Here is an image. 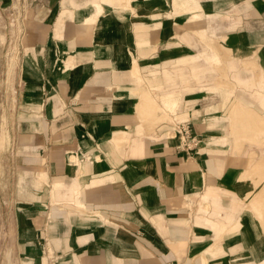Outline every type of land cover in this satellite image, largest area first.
Returning <instances> with one entry per match:
<instances>
[{
    "label": "crops",
    "instance_id": "0c3cea01",
    "mask_svg": "<svg viewBox=\"0 0 264 264\" xmlns=\"http://www.w3.org/2000/svg\"><path fill=\"white\" fill-rule=\"evenodd\" d=\"M121 1L0 0V56L11 48L17 57L14 80L4 66L16 104L6 116L14 155L6 168L16 180L15 191L0 190V238L9 246L0 264L261 263L264 228L246 204L252 200L264 215V183L248 193L255 168L264 174V154L253 170L246 155L219 147L179 149L176 139L155 131L164 117L155 96L172 107L180 99L177 78L200 80L209 64H225L222 79L252 91L264 106V0ZM231 2L243 9L236 35L230 19L215 22ZM207 16L228 36L229 45L217 44L223 58L209 38L196 53L180 52L184 25L201 39L213 36ZM154 51L158 62L147 63ZM135 57L151 77L160 75L157 94L144 88L139 101L124 69ZM239 58L254 66L252 77L239 74ZM219 86L227 97L233 92ZM230 112L238 129L232 152L262 143L264 118L240 115L236 103ZM17 176H28L30 192L22 193L24 178ZM7 198L14 200L8 209Z\"/></svg>",
    "mask_w": 264,
    "mask_h": 264
},
{
    "label": "rangeland",
    "instance_id": "374dc122",
    "mask_svg": "<svg viewBox=\"0 0 264 264\" xmlns=\"http://www.w3.org/2000/svg\"><path fill=\"white\" fill-rule=\"evenodd\" d=\"M56 2L57 0H50ZM121 3H124V0L121 1ZM198 9L200 7H197ZM133 10V9H131ZM187 11L188 9H184ZM243 9L238 7L237 3H230V12H226L225 14H218L215 18V22L222 21V18L224 19H230V24H228V29H230V32L234 35L239 32L240 28V18L242 16ZM167 16H171L173 19L174 17V11L173 12H167ZM209 20V26L213 28V36H207L204 39H201L197 32L194 31H186L188 27L186 25L183 26L182 29H179L182 34V40L180 39L179 44L182 45V49L180 52L182 53H196L199 49L203 48L205 46V40L207 38L210 39V43H213L214 48L217 52H219L223 58L224 50L220 48V45L218 46V42H222L224 46H227V37L224 36V33L220 30L221 25L217 23H211L210 19L207 16ZM202 24V23H201ZM204 24V22H203ZM242 27V26H241ZM8 28V27H7ZM167 29V26H165ZM199 30V29H197ZM190 33L192 38L191 40H185V34ZM228 33V32H227ZM179 37V36H177ZM235 37V36H234ZM11 43V42H9ZM7 45H10L7 43ZM11 46V45H10ZM5 47L6 51L7 48ZM179 52V51H178ZM8 55L5 57L0 56V180L2 182V178H6V180H9L6 185L0 183V190L3 189V191H7L8 193L11 191V188L13 187V191L15 188V180H16V174L14 173V170L11 168H6V165L11 166L10 163L14 160V155L10 151V143L9 141H5V133H6V125L8 122V119H6V116L13 115V111H16V104L13 100V88L6 87L5 83V73H4V66L9 68V73H7V79L14 80L15 79V72L14 69L16 67L17 57L15 55V50H9L7 51ZM160 58V55H158L157 51H154L152 55H150L148 58H146L147 63H149V59L151 60L150 63H152L153 60H156L158 62ZM162 58V57H161ZM137 57L131 60V63L124 67L126 69L127 75L129 80L134 84V88L131 89V94L136 96L137 101H139V91L142 89H148L154 95L157 94L159 88L157 87L159 83V73L153 77H151L150 73L146 70L148 68H141L142 66V60H140ZM203 64V61H200ZM140 64V65H138ZM163 65L164 63L161 62ZM176 62H172V67L176 66ZM236 69L238 70L239 74L242 77L250 78L253 75L254 70L253 67L250 64H246L242 61L241 58L237 59L235 61ZM73 67L72 60H68L66 62V67ZM170 66V67H171ZM159 67V66H158ZM171 67V68H172ZM207 70L204 71L203 77H201L200 80L189 78L187 81L181 80V78H177L176 80V86H174V89L179 92L180 99H178L176 104L172 107H168L164 101H162L159 96H155L158 105L162 108V111L164 113V117L155 127V131L159 129V131H163L162 135L165 136V138L174 140H177V147L181 143V134L179 133L178 125L181 123H186L190 129V132L192 134H195V132H198V141L197 144L202 149V145H208V147H219V150L217 152H227L231 155H246V158L248 159V165L249 168L254 170L253 164L257 163V159L261 157L264 154V139L262 143L257 142H250L244 144V148H242L239 152H232L230 150V143L233 141V135H234V129L236 125L235 118L231 116V108L233 104H237L239 109L241 110L240 115H252L255 121H259L260 118H264V107L257 102V99L255 98V95L252 91L247 90L242 85H239L234 82H230L227 78L222 79L223 77L220 76L221 73L226 72L227 68L225 64L221 67H215V70L212 69L211 65L209 64L207 66ZM145 71H142V70ZM184 70L185 72L189 70V67L187 66ZM16 71V70H15ZM136 72V74H134ZM175 73H178L179 70L174 71ZM14 75V78H13ZM136 76V80L135 77ZM137 76L138 78L137 80ZM134 80V81H133ZM10 83V82H8ZM222 85L223 88H232L233 92L229 97H227L226 93L222 90L219 91L220 86ZM216 86V88L213 90V87ZM218 87V88H217ZM221 87V88H222ZM134 90H137L135 93ZM147 93V92H146ZM148 95V94H147ZM6 98V101L4 100ZM3 100L4 102H2ZM6 113V115H5ZM193 120L195 123L196 128L192 127V123L190 120ZM235 123V125H234ZM194 125V124H193ZM197 125L199 127H197ZM237 128V127H236ZM203 131V133H201ZM258 132V130H255ZM249 133L254 132V129H249ZM196 135V134H195ZM196 135V136H197ZM264 136V135H263ZM153 138H158V136H153ZM224 140V141H223ZM114 142V140H113ZM116 146V144H115ZM117 147V146H116ZM179 148V147H178ZM181 149V148H180ZM218 149V148H217ZM183 150V149H181ZM191 150V149H190ZM209 153H212L213 151L208 149ZM207 150V151H208ZM187 151V150H185ZM248 152L251 153V156L253 159L249 160L248 158ZM3 162V163H2ZM10 162V163H6ZM256 172L255 176L250 177L249 179L252 180V190H250V195L253 191H256L259 186L264 183V174L259 175V168H255ZM247 176V175H246ZM18 177L17 176V180ZM24 178V177H21ZM4 180V179H3ZM23 181L25 182V186L22 187L24 194L26 191L30 192V189L32 188L28 176L26 179L24 178ZM11 182V183H10ZM40 184V183H39ZM260 198L264 197V188L261 192ZM248 198V197H247ZM255 198V197H254ZM253 198V199H254ZM252 201V200H251ZM251 201L248 199V202L246 204V210L253 214V216L256 218L257 224L264 228V215H260L257 211V209L250 207ZM6 204L5 206L7 209L14 203L13 199L7 198L5 200ZM264 205H261V208ZM232 214V213H231ZM7 222L9 223V216L7 217ZM232 224H230V227L232 228L235 223L234 221H231ZM237 222V221H236ZM2 238H0V256L5 254V247L8 245L2 244ZM6 242V239L4 240ZM3 241V242H4ZM6 244V243H5ZM260 249L261 246H259ZM260 264V263H257Z\"/></svg>",
    "mask_w": 264,
    "mask_h": 264
},
{
    "label": "built area",
    "instance_id": "2783aa9c",
    "mask_svg": "<svg viewBox=\"0 0 264 264\" xmlns=\"http://www.w3.org/2000/svg\"><path fill=\"white\" fill-rule=\"evenodd\" d=\"M179 133L181 134V143L179 149L190 150L197 144L198 138L195 134L190 132V129L186 123L178 125Z\"/></svg>",
    "mask_w": 264,
    "mask_h": 264
},
{
    "label": "bare ground",
    "instance_id": "6f19581e",
    "mask_svg": "<svg viewBox=\"0 0 264 264\" xmlns=\"http://www.w3.org/2000/svg\"><path fill=\"white\" fill-rule=\"evenodd\" d=\"M254 54V53H253ZM254 59V58H253ZM251 61H252V59H251ZM250 61V62H251ZM254 61V60H253ZM253 61H252V63H253ZM250 65H251V63H250ZM252 66V65H251ZM254 67V66H253ZM264 101V100H263ZM264 107V106H263ZM258 252L260 253V255L261 256H264V252H263V249H260L259 247H258ZM263 261L260 263V264H264V259H262Z\"/></svg>",
    "mask_w": 264,
    "mask_h": 264
}]
</instances>
